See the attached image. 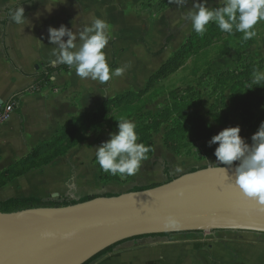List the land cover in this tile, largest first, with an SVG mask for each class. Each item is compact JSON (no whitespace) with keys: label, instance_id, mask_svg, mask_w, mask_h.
Segmentation results:
<instances>
[{"label":"crops","instance_id":"obj_1","mask_svg":"<svg viewBox=\"0 0 264 264\" xmlns=\"http://www.w3.org/2000/svg\"><path fill=\"white\" fill-rule=\"evenodd\" d=\"M146 2L147 0H35L30 3L29 0H0V106L8 103L16 94L31 88L35 76L43 72L46 66L51 65L49 60L54 46L48 40L49 27L58 29L64 25L76 33L90 26L94 18L104 19L111 26L115 18L123 24L125 16L127 28L134 31L133 34L119 30L109 33V43L104 49L110 69H115L112 66L114 63L116 68L127 66L122 76L112 77L107 83L101 84L91 79L82 80L74 69H70L68 72L54 75L39 92L19 97L22 116L15 111L7 120L0 123V174L27 158L41 144L51 142L74 120L98 111L105 101L127 92L139 93L145 90L150 77L186 43L192 33L190 23L186 22V14H178L172 7L173 4L162 8L161 0H157L150 7L145 6ZM20 6L24 8L25 22L16 24L11 21L10 16L7 17L6 11L10 9L14 11ZM6 19L7 23L4 26L3 22ZM181 19L184 23L179 26ZM172 33L173 40L166 44ZM64 40L66 41L67 37ZM155 43L158 45L157 48L150 49L156 46ZM157 53L160 54L155 56ZM122 55L128 59L122 60ZM144 57L148 60L146 71L138 67L139 59ZM126 60L132 65L128 66ZM154 61L156 66L152 68L151 64ZM220 63L226 67L235 63L234 69L238 66L236 60H231L228 56L221 59ZM263 113L264 107L257 112V118L262 117ZM236 126L241 129V137L251 144V137L256 131L246 129L236 113L231 114L226 125H215L213 131L217 135L227 127ZM109 133L89 134L85 137H104L103 140L106 142L107 137H110ZM155 150L154 158L144 160L139 171L132 177L152 172L159 184H165L167 179L163 173L164 162L172 168L177 162H192L195 159L194 156L177 157L164 147L162 138L156 143ZM212 159L217 160L214 155ZM61 160L58 158L47 166L33 169L7 182L0 187V202L15 198L41 199L51 189L57 188L59 184L51 186L54 185L51 183L52 180L67 179V173L60 171L63 165ZM85 168L77 166L76 172L79 176L72 177L71 180L89 182L93 188L103 186L100 181V168ZM169 171L170 176H173L171 170ZM240 234L250 236L248 239L252 241H262L260 244L252 245L255 251V247L260 248V245H264V239L260 237L264 236L262 234ZM252 235L255 237H251ZM155 239L161 238H146L152 241ZM142 240L145 239L137 241ZM241 245L231 246L235 249L243 247ZM156 249L160 250V247ZM227 256L231 257L229 252ZM259 256L260 253L257 257L250 256L248 264H264V259ZM103 259V264H109L117 261L118 255L114 252L94 264L98 262L100 264Z\"/></svg>","mask_w":264,"mask_h":264},{"label":"rangeland","instance_id":"obj_2","mask_svg":"<svg viewBox=\"0 0 264 264\" xmlns=\"http://www.w3.org/2000/svg\"><path fill=\"white\" fill-rule=\"evenodd\" d=\"M196 2L199 0H188L185 5L179 7L172 3V7L178 14H186ZM208 6L218 7L219 0H208ZM125 20V16H123V24H121L115 18L111 22L109 33L119 30L133 34L134 31L127 28L128 23ZM183 23L184 20L181 19L179 26H182ZM256 31L257 36L246 42L242 41V34L240 33L225 35L201 53L186 59L178 70L154 85L146 95L130 99L113 109L106 121L92 130L91 134L116 132L117 120L124 117L136 124V132L139 137L137 142L150 147V152L147 154L148 158H154L156 155L155 146L160 138H162L164 147L177 157H195L192 162L180 161L169 168L174 177L189 173L193 168L217 165V160L212 159V157L218 145L209 147L208 141L211 138H196L199 136L194 131L196 126L194 122L196 120L205 121L207 127L213 130L217 124L211 118L212 116L222 117L226 112L224 107L228 108L229 118L231 114L235 113L230 106V98L236 85L233 84L226 72L233 70L236 65L234 63V65L226 67V65L221 64V59H224L221 55L229 52V59L241 61V65H252L248 67L249 71H253L260 65L264 66V23L258 24ZM171 36H174L173 33ZM157 46H152L150 49H155ZM123 59H128V57L122 55ZM154 59H150V61ZM147 62L146 57L139 59L138 67L146 71ZM126 64L132 65L127 60ZM151 65L154 68L156 61ZM213 107H217L216 110H213ZM260 110L255 112V119L263 121L264 115L257 118V112ZM189 122L194 123L191 128L186 126ZM253 122L251 128L254 126ZM244 127L248 129L247 126ZM214 134L216 135L215 132ZM159 135H163V137H156ZM107 138L110 139V137ZM165 138L174 145L176 150L173 151L166 146ZM103 139L104 137H86L84 142L80 144L76 142L78 145L60 157L61 163H63L60 171L67 173V179L52 180L51 183L54 185L51 186L59 184L58 187L51 189L41 199L62 201L65 198L79 200L87 196L104 193L121 195L128 193L136 186L159 184L152 172L137 177H120L105 173L103 186L99 188H93L91 183L86 181L71 180L72 177L79 176L76 172L77 166L83 169H86L85 167L88 169L99 167L96 163L94 150L104 142ZM245 139L247 138L245 137ZM245 142L251 145L249 141L245 140ZM97 182L100 184L99 179ZM56 194L59 195L58 198L53 197ZM240 233L249 232L188 233L174 235L170 238L155 239V241L146 239L134 241L118 247L115 251L118 260L109 264H248L250 256L256 255L257 257L258 253H260L259 258L264 259V245H260V248L254 246L256 251L252 247V245L260 244L262 241L249 240L250 236ZM251 237L255 236L252 235ZM260 237L264 239V236ZM236 244H242L243 247L232 249L231 245ZM159 247L160 250H157L156 248ZM228 252L231 255L230 258H227ZM252 252H254L253 255ZM103 261L104 259L100 261V264H103Z\"/></svg>","mask_w":264,"mask_h":264},{"label":"water","instance_id":"obj_3","mask_svg":"<svg viewBox=\"0 0 264 264\" xmlns=\"http://www.w3.org/2000/svg\"><path fill=\"white\" fill-rule=\"evenodd\" d=\"M219 167L227 166H209L141 192L61 208L0 212V264H85L113 245L151 235H264V206L235 186V166L227 175ZM169 216L178 227H164Z\"/></svg>","mask_w":264,"mask_h":264},{"label":"clouds","instance_id":"obj_4","mask_svg":"<svg viewBox=\"0 0 264 264\" xmlns=\"http://www.w3.org/2000/svg\"><path fill=\"white\" fill-rule=\"evenodd\" d=\"M188 0H169L178 7ZM12 22L23 24L25 13L23 7L9 12ZM186 22L191 30L199 35L207 31V26L214 23L220 31L233 35L240 33L246 42L257 36L256 26L264 23V0H219L218 7H209L208 0H199L186 13ZM110 25L106 20L94 18L90 26L74 33L61 25L58 29L49 27L48 40L53 49L49 63L67 65L74 69L78 77L107 83L112 77H120L127 66L110 69L104 49L109 43ZM67 37L65 41L64 38ZM79 41V43H77ZM264 82V71L253 70L250 83L258 85ZM239 126L227 127L208 141V146L218 145L214 156L219 167L227 175L234 162L235 186L250 200L264 206V121L251 137V145L240 135ZM110 139L103 142L95 151L99 168L112 176H134L141 164L148 158L150 147L138 143L136 124L130 119L121 117L117 120V131L109 133ZM179 171V169H177ZM174 217H167L165 228L178 227Z\"/></svg>","mask_w":264,"mask_h":264},{"label":"trees","instance_id":"obj_5","mask_svg":"<svg viewBox=\"0 0 264 264\" xmlns=\"http://www.w3.org/2000/svg\"><path fill=\"white\" fill-rule=\"evenodd\" d=\"M34 1L35 0H29L30 3ZM156 1L157 0H147L145 6L150 7ZM169 5H170L169 0H161L162 8H166ZM10 11H12V9L6 11L7 17H9ZM6 23H7V19L3 22V25L5 26ZM225 35L228 34L220 31L219 28L214 23H210L207 26V31L202 36L192 31L186 43L153 76L150 77V79L147 82L145 90L139 93L127 92L113 99L107 100L102 104V106L98 111L93 112L91 114H87L84 117L74 120L71 124L64 127L62 131L51 142L41 144L39 147L33 150L30 153V155H28L27 158L18 162L16 165L10 167L8 170L1 173L0 187L4 186L7 182L15 178L27 174L33 169L47 166L50 163H52L54 160L65 155L76 145L84 142L86 140L85 136L91 134L92 130L102 125L106 121L107 116L112 112L113 109L118 108L119 106H121L126 101H129L130 99L138 98L140 96L146 95L152 89V87H154V85H156L161 80L165 79L166 77L173 74L176 70H178L186 59L190 58L193 55H197L201 53L202 51L210 47L213 43L222 39L223 36ZM171 40H173V36L169 37L166 40V44H169ZM159 54L160 53L154 55L158 56ZM221 56L222 57L229 56V52L222 54ZM7 58L9 59L8 56ZM236 62L238 63L239 67L237 66L236 69H233L231 71L228 70L226 72L229 74L230 80L233 82V84L236 85V88H234L231 94L232 97L230 98V106L235 111V113L240 117L243 125L247 126L248 129H252L255 131L259 128V125L262 122V120H256L254 114L257 110L264 107V82H261L258 85L251 84L250 80L253 71H249L248 67L252 65H247V64L241 65L242 64L241 61H236ZM112 66L116 68L115 63ZM258 68H260L262 71L264 70V66L262 65H260V67ZM69 70L70 68L67 65H63V64L57 66H53V65L46 66L43 72L35 76V82L31 88L16 94L8 101V103L10 102L17 103L18 108H16V112L20 116H22L19 108V106L21 105L19 102L20 96L39 92L47 83L50 82L51 78L54 75H59L62 72H68ZM216 108L217 107H213V110H216ZM224 110L226 112L222 117L219 116L211 117L217 125H226L230 120V118L228 117V108L224 107ZM252 121H254L253 122L254 126H252L251 128ZM194 123L196 124L194 131L197 132V135L199 136L196 138L199 139H203L205 137L211 138L212 136L215 135L214 131L207 127L205 121L196 120V122ZM194 123L193 122L187 123L186 124L187 128H191ZM76 142L78 144H76ZM169 142L170 141L167 138H165L166 146H168V148L173 151L176 150V148H174V145L170 144ZM237 163L238 162H234L233 166H236ZM163 164H164L163 173L167 179L166 183L171 182L175 180L177 177H179V176L177 177L170 176V171H169L170 169L168 167V164L166 162H164ZM220 166H225V165H220ZM205 168L206 167L193 168L189 173H193ZM104 174L105 172H103L100 169L101 183H104V178L106 176ZM160 185L162 184H154L150 186H136L128 193L141 192L158 187ZM116 196H119V194L104 193L100 195L87 196L79 200L65 198L62 201L60 200L45 201L43 199H37V198H15L0 202V212L12 213V212H18L22 210L36 209V208H61V207L76 205L79 203H84L98 197L109 198ZM199 234H202V232H200ZM170 236L172 235L162 234V235L136 237L130 240H126L107 248L105 251L99 253L85 264H94L95 262L101 260L105 256L113 254L119 246H122L123 244L131 241H137L146 238H165Z\"/></svg>","mask_w":264,"mask_h":264},{"label":"built area","instance_id":"obj_6","mask_svg":"<svg viewBox=\"0 0 264 264\" xmlns=\"http://www.w3.org/2000/svg\"><path fill=\"white\" fill-rule=\"evenodd\" d=\"M18 108L17 103L10 102L0 106V123L7 120Z\"/></svg>","mask_w":264,"mask_h":264}]
</instances>
